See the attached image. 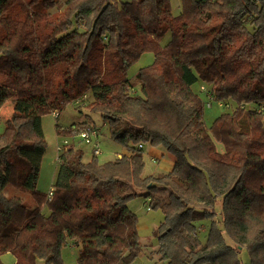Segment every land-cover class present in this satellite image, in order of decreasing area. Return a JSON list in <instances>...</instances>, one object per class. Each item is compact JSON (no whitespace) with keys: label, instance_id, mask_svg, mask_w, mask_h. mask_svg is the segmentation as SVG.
Listing matches in <instances>:
<instances>
[{"label":"trees","instance_id":"1","mask_svg":"<svg viewBox=\"0 0 264 264\" xmlns=\"http://www.w3.org/2000/svg\"><path fill=\"white\" fill-rule=\"evenodd\" d=\"M118 1L0 0V112L12 108L0 133V264L7 253L14 264H64L66 247L76 264H133L141 244L128 203L138 196L171 206L156 231L160 261L264 264V0H181L177 16L170 0ZM145 52L154 60L134 93L127 72ZM86 94L79 107L128 152L101 164L63 147L48 200L37 191L41 118ZM208 102L222 109L209 128ZM75 126L57 125V136ZM146 145L174 157L169 173L143 176ZM157 189L162 202L150 199Z\"/></svg>","mask_w":264,"mask_h":264},{"label":"rangeland","instance_id":"2","mask_svg":"<svg viewBox=\"0 0 264 264\" xmlns=\"http://www.w3.org/2000/svg\"><path fill=\"white\" fill-rule=\"evenodd\" d=\"M124 3V0H119L116 5L119 7ZM171 11L174 16L179 15L182 12L181 0H170ZM170 33H168L163 40L161 41L162 45H165L170 40ZM154 56L152 52H145L141 55V57L134 62L130 68L128 69L127 76L128 79L135 84L134 93L137 92L138 86L136 85V74L141 68L148 67L153 63ZM194 89L198 88V85L193 86ZM91 96L89 94L85 95L84 102L86 105L90 102ZM80 98L75 100L76 104L67 105L62 112L59 113L58 120L52 113L45 114L41 118V127L44 135L46 150L44 152L40 173L37 180V191L42 194H47L52 189L55 181V175L58 169L57 158L59 156V146L63 143L64 140H68V143L71 145L75 141H78L75 135V131L73 132L71 129V133L69 135H64L61 137L57 136L56 126L59 125L61 130H66L71 126H75L77 123H90L95 124V128L100 130L99 143L101 153L97 156L99 163H105L109 161H113L118 157V155H123L128 152V150L112 141L109 137V129L107 124L103 122L101 117L97 114H87L84 106L78 103ZM81 111H83L81 113ZM222 113V109L216 105H213L211 108L205 109L204 111V120L206 126L209 128L217 116ZM12 115V108L10 103H7L0 112V133L4 129L5 121L8 120ZM88 115V116H87ZM77 127V126H75ZM85 127V126H82ZM77 129V128H76ZM75 147L81 149L83 151V161L88 162L92 157V150L89 145H85L84 143H74ZM160 151L164 152V156L160 155ZM143 161H144V171L143 176L150 175H158L165 173L162 170V163L164 161L163 158H171L172 162L174 161V157L168 153L163 147H151L146 145L144 147L143 153ZM6 196L10 198H19L21 201L26 202L29 205H33L32 197L27 193H22L19 191H15L12 188L8 187L5 191ZM146 194V192H144ZM167 192L165 190L157 189L155 193L149 194L152 200H160L161 202L165 200ZM154 196V197H153ZM51 198V197H50ZM50 198L47 199L49 200ZM148 206H150V210H148ZM170 205L163 203L158 208L153 209L151 205V201L147 200L144 196H138L131 200L128 203V208L134 212L138 217V236L141 244V252L138 257L134 261L133 264H167L166 262L160 261V257L157 254L158 250V241H157V228L159 224L163 221V218L166 212L170 209ZM168 209V210H167ZM48 213L47 208L43 210ZM209 221L198 223V236L204 241L205 235L208 229ZM5 256V255H4ZM61 259L64 264H76L78 250L73 247H66L61 251ZM11 254L7 255L6 258H10ZM9 264H13V260L9 261Z\"/></svg>","mask_w":264,"mask_h":264},{"label":"built area","instance_id":"3","mask_svg":"<svg viewBox=\"0 0 264 264\" xmlns=\"http://www.w3.org/2000/svg\"><path fill=\"white\" fill-rule=\"evenodd\" d=\"M203 90V88H201ZM85 97H83V99H80V101H78V103H80L81 105H84ZM206 108H210V103L208 102L206 104ZM55 118L59 117V114L57 112H53L52 113ZM73 132L75 131V135L72 136V138H74L76 136V138L78 139V141H75L74 143H84L85 145H89L91 147L92 150V156H99L101 153L100 150V143H99V136H100V130L99 129H91L89 127H85V128H77L73 127ZM72 143V144H74ZM70 144L68 143V140H64L63 143L59 146V152L63 149V147H67ZM53 190L51 189L49 191V193L47 194L48 198H50L52 196ZM148 210H150V207L148 206Z\"/></svg>","mask_w":264,"mask_h":264},{"label":"crops","instance_id":"4","mask_svg":"<svg viewBox=\"0 0 264 264\" xmlns=\"http://www.w3.org/2000/svg\"><path fill=\"white\" fill-rule=\"evenodd\" d=\"M160 155L163 157L164 156V152L160 151ZM163 159H164V161H163V163L161 165L162 166V170L165 171V173H163V174H167V173H169L172 170L173 165H174V161L172 162L171 158H163ZM7 255H9V253L5 254V256L4 255L2 256V262L4 264H9V261L12 259L13 260V264H14L15 263V258L12 255H11L10 258H6Z\"/></svg>","mask_w":264,"mask_h":264}]
</instances>
